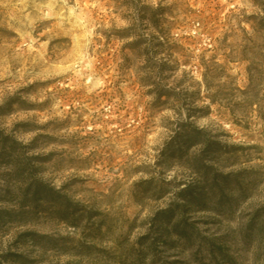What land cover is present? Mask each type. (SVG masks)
I'll return each mask as SVG.
<instances>
[{"label":"rangeland","instance_id":"374dc122","mask_svg":"<svg viewBox=\"0 0 264 264\" xmlns=\"http://www.w3.org/2000/svg\"><path fill=\"white\" fill-rule=\"evenodd\" d=\"M0 264H264V0H0Z\"/></svg>","mask_w":264,"mask_h":264}]
</instances>
